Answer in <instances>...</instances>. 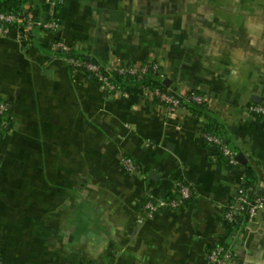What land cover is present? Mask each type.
Returning <instances> with one entry per match:
<instances>
[{
  "label": "crops",
  "instance_id": "crops-1",
  "mask_svg": "<svg viewBox=\"0 0 264 264\" xmlns=\"http://www.w3.org/2000/svg\"><path fill=\"white\" fill-rule=\"evenodd\" d=\"M20 7L46 18L43 0ZM59 18V31L35 25L26 43L23 26L0 32V92L12 104L0 134V264H207L215 245L231 249L228 264H264V210L249 227L223 220L247 167L264 194V117L247 110L264 102V0H66ZM59 40L93 62L158 63L186 109L146 95L145 82L113 94L73 74L50 48ZM193 91L205 107L185 97ZM179 182L191 199L144 218L147 195L170 199Z\"/></svg>",
  "mask_w": 264,
  "mask_h": 264
},
{
  "label": "built area",
  "instance_id": "built-area-1",
  "mask_svg": "<svg viewBox=\"0 0 264 264\" xmlns=\"http://www.w3.org/2000/svg\"><path fill=\"white\" fill-rule=\"evenodd\" d=\"M66 0H43L45 5L46 18L36 21L30 14L0 12V32L8 34L13 27L23 26V30L19 32L17 38L20 42L26 43L31 40L32 28L35 25L41 27L45 31L57 32L61 29V21L59 18L60 8ZM50 48L54 52L62 53L68 62L73 74L83 73L87 79L98 82L108 93H119L125 95V92L120 88L119 83L115 80L114 75L122 77H145L151 72L158 73L161 77H165V73L161 70L158 63H139L126 65L113 59L108 63L93 62L84 60L80 57L69 55L73 48L70 44L64 41H52ZM146 95L158 99L161 103L171 107H182V99L170 89H162L159 86L147 84L144 86ZM193 103H205L206 98L196 92H190L185 96ZM12 109L10 100L0 92V134L8 129V120L6 116ZM247 110L254 115L264 117V102L252 103L247 107ZM204 138L212 144H215L222 156L232 166H239L240 160L234 149L228 146L223 140L212 133L204 132ZM123 169L131 174L138 171V165L129 156L122 159ZM193 189L179 182L175 191L174 197L167 200H156L153 193L147 195L146 203L143 206L142 214L144 218L153 217L162 208H176L183 205L193 196ZM264 210V194H258L254 185L247 184V174L244 173L242 183L237 189L233 199L227 205L223 220L228 225L239 226L245 224L249 227L258 222L261 212ZM232 257L230 248L223 245H215L209 252L207 264H228Z\"/></svg>",
  "mask_w": 264,
  "mask_h": 264
},
{
  "label": "trees",
  "instance_id": "trees-1",
  "mask_svg": "<svg viewBox=\"0 0 264 264\" xmlns=\"http://www.w3.org/2000/svg\"><path fill=\"white\" fill-rule=\"evenodd\" d=\"M22 0H0V12L2 11H6V12H14V13H18V12H21V7H20V3H21ZM69 55H72V56H76V57H80L84 60H88L86 57L84 56H80L79 54L75 53L74 50L71 51L69 53ZM114 78L115 80L118 82V83H121V84H125L129 81H141V82H145V84H151V85H154V86H159L161 87L162 89H170L171 88L169 86H167L165 83H164V77H161L158 73H155V72H151L148 76H145L143 78H139V77H122V76H119V75H114ZM173 91V90H171ZM174 92V91H173ZM194 106V107H193ZM199 107L203 108L205 107L202 104H199ZM192 108L193 109H197L195 107V105H192ZM200 110V109H199ZM202 111V109L200 110ZM203 112V111H202ZM212 127H208V130H211ZM224 142V141H223ZM227 144V143H226ZM229 146V144H228ZM217 147V146H216ZM230 147V146H229ZM218 148V147H217ZM232 148V147H231ZM233 149V148H232ZM219 150V149H218ZM235 150V149H234ZM236 151V150H235ZM220 152V150H219ZM221 153V152H220ZM237 153V151H236ZM222 155V153H221ZM238 155V153H237ZM241 164V163H240ZM247 184H251L253 185V182L252 180H250V177H251V170L249 167H247ZM229 227L231 229H234V226L233 225H229ZM237 227V226H235Z\"/></svg>",
  "mask_w": 264,
  "mask_h": 264
},
{
  "label": "water",
  "instance_id": "water-1",
  "mask_svg": "<svg viewBox=\"0 0 264 264\" xmlns=\"http://www.w3.org/2000/svg\"><path fill=\"white\" fill-rule=\"evenodd\" d=\"M253 99H254V102H256V103H260L261 102V100L259 99V97H258V99H256V98L253 97ZM151 176L156 178L157 175H156V173L151 172Z\"/></svg>",
  "mask_w": 264,
  "mask_h": 264
}]
</instances>
